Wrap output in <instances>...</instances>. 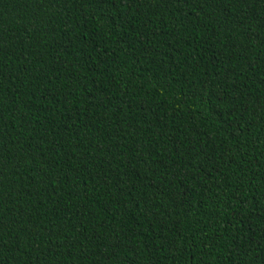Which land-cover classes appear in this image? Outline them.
Wrapping results in <instances>:
<instances>
[{
	"label": "trees",
	"instance_id": "1",
	"mask_svg": "<svg viewBox=\"0 0 264 264\" xmlns=\"http://www.w3.org/2000/svg\"><path fill=\"white\" fill-rule=\"evenodd\" d=\"M0 264H264V0H0Z\"/></svg>",
	"mask_w": 264,
	"mask_h": 264
}]
</instances>
